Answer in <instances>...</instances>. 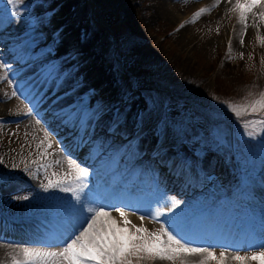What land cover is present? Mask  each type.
Listing matches in <instances>:
<instances>
[{
	"label": "rangeland",
	"instance_id": "obj_1",
	"mask_svg": "<svg viewBox=\"0 0 264 264\" xmlns=\"http://www.w3.org/2000/svg\"><path fill=\"white\" fill-rule=\"evenodd\" d=\"M202 1L22 2L18 19L20 23L21 20L28 22L24 29L11 31V27H7L0 31V64L6 66L12 81L11 84L0 81V106L11 104V116L0 117V190L20 185L16 192L0 194V215L19 222L33 210H39L46 211L48 219L62 218L69 215V203H76L70 192H61L56 188L44 191L43 185H47L48 179L57 178L52 176V172L58 176L64 174L56 167L46 174L39 164L30 162L42 149L36 148L41 139H33L29 123L33 121L37 124L36 120L40 119L41 123L37 125L43 131L51 128L55 132L50 139L59 146L61 155L95 177L94 181L84 178L82 200L88 196L95 205H103L104 210L116 220L117 227H127L129 232L134 231L132 225L158 231L161 222L169 217H177L178 224H182L190 216H195L182 215L178 193L169 190L158 180L155 185L156 178L152 176L142 179L144 188L148 190L144 193L148 200L144 198L142 204L146 213L138 214L121 204L112 206L111 201L107 202L110 196L102 192L101 186L106 185L107 189L109 185L110 188L119 183L120 179L128 180L131 166L126 164V155L134 148L137 152L141 144L142 156L157 148L165 154H160L162 159L159 160L168 164L173 162V165L183 163L184 170L181 168L180 171L187 180L192 165L210 172L198 175L193 194L190 195L193 189L190 186L187 188V197L200 195L201 199L195 200L194 206L207 203L212 206L205 217L207 227L205 232L202 230L199 242L214 245L213 251H225L233 256L264 251L259 247L262 243L264 245V240L255 247L248 238L251 233H254L251 237H257V240L264 238V216L257 215L256 209L250 211L246 207V204H255L253 199H256V194L260 195L259 202L264 204V129L259 124L264 112L237 117L229 107L251 103L264 92V46L257 39V36L264 37V23L258 19L257 28L254 27L252 33L243 37L241 45V39L234 33L235 29L238 30L235 26L238 14L232 11L236 0L221 14L210 10L206 4L204 7ZM62 7L65 13L61 12ZM201 8L209 11L195 23H190L194 13ZM16 24L19 26L18 22ZM181 24H184L183 28ZM35 34L41 36L44 44L43 52L34 55L31 40L36 37ZM50 41L59 46L62 58L53 56V46H48ZM30 59L31 62H28ZM62 62H65L63 66L58 67ZM33 64H37L36 71H43V75L49 78L47 85L60 75L54 84L57 91L52 92L50 97L43 98L37 87L24 86L25 78L22 75ZM70 73L72 75L68 76ZM13 91L16 92L15 97L12 96ZM73 95H78L74 104H54L52 109L50 107L42 113L58 98ZM33 109L31 117L25 115ZM61 109L65 112L71 110L77 115L83 111L79 115L82 119H98L101 113L107 111L113 112V116L109 124L107 121L104 127L101 125L89 135L83 134V142L68 154L67 151L73 148H69V142L79 132L75 133L76 128H59L60 123L48 117L51 110V113H55ZM128 118H131L130 124L125 125ZM96 123L97 120L94 125ZM245 124L248 126L245 127ZM112 126L117 129L109 130L113 135L105 140L101 135L105 134L106 127ZM116 133L118 136L114 137ZM96 141L92 155L89 149L94 147ZM102 142L105 146L100 149ZM2 148L8 151H2ZM111 152L114 156L109 158ZM179 154L187 155L190 161L180 158L177 156ZM14 161L18 163L13 169L7 163ZM47 162L52 163L51 160ZM104 163L107 165L101 167ZM152 163L155 165L157 161L152 160ZM121 166L124 170L119 173ZM209 166L210 170L207 169ZM217 166L225 167L232 174L233 184L228 188H222L225 176L215 168ZM151 167L150 170H153ZM100 170L103 175L99 178ZM103 176L109 180H103ZM113 177L115 180L111 181ZM139 181L141 177L137 175L129 181L123 191L127 199L133 197L134 187ZM183 182L181 186L176 183L178 188L189 185L185 179ZM162 196L166 198V203L174 200L178 206L170 209L161 205L165 215L157 222L147 213L149 209L155 211L156 201ZM216 202L221 205L213 208ZM118 207L123 208L124 217L115 210ZM189 208L195 210L193 206ZM131 215H137V219ZM141 215L145 217L143 220L140 219ZM125 219L129 221L128 225L124 224ZM186 231L195 233L188 227ZM20 234L24 235L22 232ZM50 238H55L54 231ZM226 256L227 264H235L231 257Z\"/></svg>",
	"mask_w": 264,
	"mask_h": 264
},
{
	"label": "snow or ice",
	"instance_id": "obj_2",
	"mask_svg": "<svg viewBox=\"0 0 264 264\" xmlns=\"http://www.w3.org/2000/svg\"><path fill=\"white\" fill-rule=\"evenodd\" d=\"M17 2L18 0H8L9 4ZM216 6L213 5V7ZM262 6H264V0H243V2L236 0L232 11L238 14L239 23L247 29L248 15L253 13V9ZM208 11L209 9L201 8L194 13L189 22L195 23ZM258 19L264 23V11L259 13ZM180 27L183 28L184 24ZM257 39L264 46V37L257 36ZM240 43L243 45L242 38ZM229 51H231V42H229ZM0 81L12 83L4 64H0ZM12 96H16L15 91L12 92ZM36 102L39 103L38 100ZM229 107L237 117L264 112V92L259 94V99L251 103ZM33 111L34 109L29 110L25 115L31 117ZM53 116L65 127L76 128L78 125L83 127L82 117L71 110L65 112L61 109L53 113ZM36 123L40 124L41 120L37 119ZM259 124L264 129V118L259 120ZM247 126L245 124V127ZM85 134H87L86 130ZM13 135L16 134L13 133ZM54 135L55 132L51 128L46 129L43 139L36 145L37 149L42 150L38 152L39 159L34 160L33 163L39 164V168H42L46 174L49 169L60 163L59 161L47 162L51 154L49 150L53 148L50 136ZM68 167L70 169L68 174L58 176L56 172H52V176L57 178L55 180L49 178L47 185H43L44 191L56 188L61 192H70L76 201V203H69L68 216L58 218L54 222L55 242H45L38 247H25L20 253L11 257V264H155L157 261L167 262V264H193L190 257H201L197 264H227L228 257L225 251H220L217 255L212 250L214 245L197 244L183 232L175 216L161 222L158 231H148L146 228L132 225L134 231L129 232L127 227H117L116 220L104 210L103 205L93 206L94 201L88 196H84L82 200L81 190L85 187L84 178L88 176V171L78 167L71 160L68 161ZM165 200V197H160L156 201L155 211L149 209L147 215L154 221L160 222V218L165 215L161 205L170 209L178 206L174 200L170 204ZM115 210L121 217L125 216L123 208L118 207ZM144 218V215H141L140 219ZM124 224L128 225L129 221L125 219ZM259 247L264 248V245ZM231 259L235 264H249V262L264 264V251H253L247 256L237 254Z\"/></svg>",
	"mask_w": 264,
	"mask_h": 264
},
{
	"label": "bare ground",
	"instance_id": "obj_3",
	"mask_svg": "<svg viewBox=\"0 0 264 264\" xmlns=\"http://www.w3.org/2000/svg\"><path fill=\"white\" fill-rule=\"evenodd\" d=\"M27 1H30V0H18V2L16 4H9L8 3V0H0V31H3L5 28L7 27H11V31L15 30V31H21L24 29V27L27 25V21H23L21 20V23L19 22V17H18V13L19 12V9H20V6L22 5V2H27ZM27 4V3H26ZM202 4L204 5V7H210V10L212 11H215L216 13L218 14H221L223 11H226L227 8L230 7V5L233 4V0H203L202 1ZM206 4V5H205ZM213 5H217L216 7H213ZM24 6V5H23ZM65 7V6H64ZM64 7L61 8V12H63L65 9ZM67 7V6H66ZM264 6L262 7H259V8H255L253 9V13H250L248 15V18H247V24H248V27L247 29L244 28L243 25H241L239 23V20L237 21V24L235 26L238 27V30L235 29V35L238 39H243L244 36H247L248 33H252L253 31V28L256 27V24H257V21H258V16H259V11L261 9H263ZM69 10V8H68ZM66 11V10H65ZM68 12V11H67ZM65 13V12H63ZM69 13V12H68ZM211 13V12H210ZM158 14V13H157ZM209 15H214V14H209ZM66 16V14H65ZM27 17V16H26ZM69 17V16H68ZM22 18V17H21ZM24 18V17H23ZM22 18V19H23ZM67 21V20H66ZM64 20V22H66ZM69 21V20H68ZM18 22L19 26H17L16 23ZM16 24V27L14 26ZM74 26V25H73ZM31 28V27H30ZM29 28V29H30ZM257 28V27H256ZM28 29V30H29ZM72 29V28H71ZM27 30V31H28ZM255 30V29H254ZM32 30H30L31 32ZM36 37H34L33 40H31V46H33L32 48V51L35 54H38L40 53L39 51H42L41 49H43V42L40 40V37L38 34H35ZM53 41H50V43L48 44V46H53V49H52V53L54 54L53 56L54 57H60L62 58L63 57V53L61 51V49L59 48V46H55L54 43H52ZM35 49H37V51H34ZM41 52V53H42ZM32 58V56H31ZM28 62H31V59L28 61ZM65 62H62V63H59V66L58 67H62L63 64ZM35 65V66H34ZM36 67H37V64H33L32 66H30L26 71L25 73L22 75L24 78H25V82H24V86H30L31 88H38L39 92H42V97L43 98H47V97H50L52 92H55L57 91V89L55 88V83L58 81V78L60 75H57L56 79L51 81L53 82L51 84V82L47 85L46 82H49V78H47L45 75H43V71L41 72H38L36 71ZM64 69H66V67H64ZM60 74V73H59ZM72 73L68 74V76H71ZM0 90H1V85H0ZM1 91H0V97L2 96L1 95ZM78 97V95H73V96H63V97H60L58 98L55 102H53L45 111H43L42 113L44 112H47V110L50 108L52 109L53 106L52 105H61V104H74L75 103V99ZM11 111V104H8V105H5V106H0V117L2 116H7V115H10L9 112ZM51 112H53V110H51ZM49 112L48 113V117L49 118H55L53 116V113ZM5 113V114H3ZM83 111H80L78 116L80 114H82ZM46 115V114H45ZM11 116V115H10ZM112 116H113V112H109L107 111L106 113H101L98 117V119H96L97 117H93V118H89L87 119V117L85 119H82V124H83V127H80L79 125L75 128H70V127H67V129H75V133L79 132V135H76V141L79 139H81L83 137V134H85V130L87 132V134L89 135L90 133H92L96 128L98 127H104L105 123L108 121V124L112 121ZM97 120V123L94 125V121ZM130 121H131V118H128L126 121H125V125L129 122L130 124ZM1 123V122H0ZM104 124V125H103ZM94 125V126H93ZM102 125V126H101ZM29 128L31 129V134L33 137H37L39 139H43V136H44V131L37 125L35 124L33 121H30L29 123ZM93 126V127H92ZM60 127H65L64 125L60 124L59 125V128ZM112 128L108 129V130H111ZM105 131V134H102L101 137H105V140L106 139H109L112 137V133H108L106 134V129H104ZM82 136V137H81ZM101 139V138H100ZM74 141V142H76ZM81 141V140H80ZM73 142V143H74ZM53 148L49 150V152L51 153L47 160H51L52 162L53 161H59L60 163L58 165H56L55 167L58 169V171L64 175L68 174L70 172V169L68 167V161L69 159L65 158L64 156L61 155V152L59 150V146L53 142ZM78 143V142H77ZM82 143V142H81ZM104 145V144H103ZM78 146H79V143H78ZM141 144L138 145V152H135L134 155H136L137 153H141ZM2 151H8L7 149H4L2 148L1 149ZM115 149H113L114 151ZM112 151V152H113ZM172 151V150H170ZM112 152L108 155V157L110 158L113 154ZM121 152V151H120ZM120 152H118L117 154H119ZM167 155L170 153L167 152L166 153ZM150 155H154V157H156L157 155L154 154V151H152L151 153H149V155L145 158H143L141 160L142 162V166L146 165V163H148L150 160L152 161L153 159H149V156ZM114 156V155H113ZM179 156L180 158H184L186 159L187 161H190L189 157L187 155H177ZM114 158V157H113ZM112 158V160H113ZM39 159V156L37 154L36 156V159H32L30 160L31 164H34L33 161L34 160H38ZM24 160V159H23ZM158 161H160L158 158L156 159ZM28 162V161H26ZM131 162V160H126V164H129ZM209 162V161H208ZM207 162V164H208ZM18 163V161H14L13 163H7L8 166L10 168H13L16 167V164ZM24 163V162H23ZM74 163V162H73ZM106 163H104L101 167L105 166ZM141 164V163H140ZM107 165V164H106ZM135 165V164H133ZM131 166V168H133L134 166ZM26 167V166H24ZM107 167V166H106ZM29 167H27L28 169ZM130 168V169H131ZM216 169H218L224 176H225V181L223 180V183L224 186H222V188H228L227 186H229L230 184H233V180H232V174H230V171L226 170L225 167L221 168V166H217L215 167ZM18 169V168H17ZM210 170V166L207 168ZM16 170V169H15ZM120 170H124V167H122ZM23 171V170H22ZM31 171V170H30ZM135 171V170H134ZM164 171H166V169H164ZM163 171V172H164ZM18 173V172H16ZM22 173V172H21ZM103 174V172L100 170V174L101 175ZM20 175V174H19ZM29 175V174H28ZM169 175V174H168ZM187 176V175H186ZM189 178L188 180L186 179V177L184 176L186 182H189L191 179V182L194 181L197 176H190L188 175ZM13 177V176H12ZM25 177V176H24ZM192 177V178H191ZM27 178V177H26ZM85 178H89L90 180H96L95 177L93 175H90L88 174L87 177ZM165 178V181H161V183L165 184L167 187L169 186V188L172 190H174V192H177L178 193V200L180 201L181 203V210H182V215L183 214H186V213H192L194 210H191L189 207L191 206H194L196 204H194L193 202H195V200H200V195H193V197H187V187H182V189L178 188V186H175L176 185V181H173L170 183L171 181V178L166 176L164 177ZM28 179V178H27ZM33 179V178H32ZM36 179V178H35ZM29 180V179H28ZM13 181V180H12ZM33 181V180H32ZM10 182V181H9ZM22 183V182H21ZM106 183V182H105ZM194 183L193 186H195V182H192ZM16 185V183H15ZM102 185V184H101ZM189 185H191V183L189 182ZM159 186V184H158ZM105 190L106 189V185L102 186ZM261 187V186H260ZM20 188V185H17V186H14V187H8L7 189H3V190H0V194H10L12 192H16V190H18ZM118 189V187H116ZM115 188V190H116ZM120 188H123L122 186ZM119 188V189H120ZM194 188V187H193ZM192 188V189H193ZM255 191V190H254ZM263 191V190H262ZM114 191H107V194L110 196L112 195ZM261 192V190H260ZM251 193V192H250ZM262 195V194H261ZM4 196V195H3ZM250 197V196H249ZM115 198V197H114ZM113 198V199H114ZM144 194L141 196V204L139 205H135V204H132L130 207H131V211H134L135 213H138V214H143V213H146V210H144L145 208L143 207V203L145 202L144 200ZM3 200V199H1ZM220 200V199H219ZM259 200H261L260 198V195L259 194H256V199L254 201L255 204H246V207L249 208L250 211L254 209L257 210V215L259 216H264V204L260 203ZM116 200H112L110 203L111 205L113 206L114 204H117L115 202ZM221 201V200H220ZM221 203V202H220ZM230 203V202H229ZM199 205V206H198ZM197 207H195V209H200L202 210V212L204 211H208L210 208H212V206L210 204H206V205H203L201 206L200 204H198ZM218 205H221V204H217L214 203L213 205V208H215L216 206ZM225 205V204H224ZM93 206H97L95 204H93ZM77 207H79V205H77ZM129 207V208H130ZM221 208V207H220ZM225 208V207H224ZM248 210V209H247ZM248 210V211H249ZM31 212V211H30ZM201 212V213H202ZM218 212V211H217ZM213 213V216L217 213ZM46 211H39V210H33L31 213H29L27 216H25L21 221H19V223L17 224V228H15L14 230H12L10 228V226H5L4 228V231L3 233L4 234H9L10 236L9 237H6V236H1L0 237V264H11V257L13 255H16L18 253L21 252V250L25 247H38V246H41V244L45 243V242H55V238L54 239H51V234H52V231L53 230V224L54 222L59 218H49L48 219V216L45 214ZM204 213H207V212H204ZM202 213V214H204ZM210 213V212H209ZM65 214V213H64ZM68 214V212H67ZM70 214V213H69ZM190 215V214H189ZM68 216V215H67ZM211 215V217H213ZM218 216V215H217ZM131 217L133 219H137V215H131ZM214 218V217H213ZM121 219V218H120ZM48 220V221H47ZM47 223L48 227L44 226V224ZM193 223V225H191ZM196 223V220L195 219H192V218H188V220L186 221V224L188 226V229L189 230H194L195 233H192V236H194L195 234H199L201 233L202 234V229L201 225H197L195 224ZM199 223V222H197ZM200 224V223H199ZM203 227V226H202ZM258 228V227H257ZM21 229V230H20ZM46 229V230H45ZM1 232V231H0ZM19 232H22L24 234H26V236H19ZM190 232V231H189ZM258 231H256L255 233H257ZM53 236V235H52ZM251 237V236H250ZM258 238H254V237H251L250 241H251V244L255 245V247H258V243H261L263 242L264 238L262 240H257ZM253 242V243H252ZM197 244H203L202 242H199ZM249 244V243H248ZM263 244V243H262ZM261 244V245H262ZM204 245V244H203ZM252 245V246H253ZM231 246V245H229ZM248 248V247H247ZM252 248V247H251ZM217 255H219L220 251L219 250H216L214 251ZM225 255H228L229 257H232L233 255H230L229 252H225ZM190 261H194L193 263H196L197 261H199V259H201V257H190L189 258ZM158 264H163L162 261H157Z\"/></svg>",
	"mask_w": 264,
	"mask_h": 264
},
{
	"label": "trees",
	"instance_id": "obj_4",
	"mask_svg": "<svg viewBox=\"0 0 264 264\" xmlns=\"http://www.w3.org/2000/svg\"><path fill=\"white\" fill-rule=\"evenodd\" d=\"M123 53H125V50L123 51Z\"/></svg>",
	"mask_w": 264,
	"mask_h": 264
}]
</instances>
